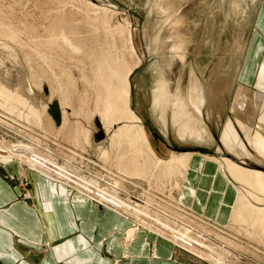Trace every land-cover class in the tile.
I'll return each mask as SVG.
<instances>
[{
  "label": "rangeland",
  "instance_id": "rangeland-1",
  "mask_svg": "<svg viewBox=\"0 0 264 264\" xmlns=\"http://www.w3.org/2000/svg\"><path fill=\"white\" fill-rule=\"evenodd\" d=\"M261 5L262 0H0V86L27 100L40 111L41 118L40 124L35 123L27 107L0 95V146L23 158L27 152L39 150L55 163L50 174L65 184L64 195L71 190L69 194L98 198L116 212H124L133 222L124 235L127 244L133 239L129 236L145 229L159 236V232L172 235L179 244L176 257L189 264H264V236L249 235L246 225L234 223L231 217L229 220L235 200L231 206L221 208L220 225L211 223L191 206L176 207L169 198L170 182L158 172L132 175L131 153L113 141L114 129L105 133L101 124L108 97L105 83L110 93L113 86L121 88L127 70L130 108L142 125L144 121L159 158L167 160L172 155L194 151L218 160L229 159L249 170L264 171V155L238 127L235 114H243L240 102L249 96L246 92L257 88L264 62L262 47L261 60L252 66L255 80L251 85L249 74L244 73L245 53ZM62 33L79 51L69 48L60 38ZM103 53L109 55L106 61L101 57ZM107 63L115 70L111 75L104 69ZM159 86L165 90L161 92ZM200 89L203 113L206 112L200 120L201 128L199 124L195 127V116L192 117L196 114L193 107L201 106L197 104ZM193 95L198 96L197 102ZM55 102L60 106V124L49 113ZM21 111L26 120L20 118ZM254 112V120L259 121L260 112L255 108ZM183 124L187 131L192 126L190 134L198 127L197 131L202 129L199 132L209 138H204V143L182 141L177 132L183 131ZM228 126L236 129L239 136L230 149L223 135ZM100 128L103 137L98 139ZM255 128L252 125L249 129L254 135ZM84 130L92 134L89 145L83 138ZM261 138L264 140V133ZM106 149L109 154L102 158ZM122 153H127L124 160ZM86 158L99 163L90 165ZM32 170L24 171L28 180L24 183L39 182L36 170ZM54 188L60 190L57 184ZM220 188L221 197L224 190ZM177 191L173 189L174 196ZM25 194L26 191L24 197ZM138 220L145 225H139ZM205 224H210L212 230L207 231ZM181 227L187 228L193 238L186 237ZM196 235L206 240L201 244L202 253L192 244L202 240H197Z\"/></svg>",
  "mask_w": 264,
  "mask_h": 264
},
{
  "label": "crops",
  "instance_id": "crops-1",
  "mask_svg": "<svg viewBox=\"0 0 264 264\" xmlns=\"http://www.w3.org/2000/svg\"><path fill=\"white\" fill-rule=\"evenodd\" d=\"M262 47H264V0L258 11L254 33L245 53L244 73L249 74L251 85L255 80L252 66L253 63L261 60L259 51ZM139 124L142 125L140 119ZM198 126L201 128L200 125ZM102 128L105 132H109L103 125ZM142 128L147 144L155 153L143 125ZM181 133L182 131L177 135L179 134L178 138L180 137L182 141L192 139L190 133H188L189 137L187 132L184 135ZM196 133L202 135L203 143L206 142L204 134L199 131ZM91 136L90 133V143ZM182 136L184 137L181 138ZM155 155L157 156L156 153ZM175 156L172 155L167 159ZM262 158L264 159L263 156ZM49 159L52 164L51 171L55 163L51 158ZM87 160L90 165L99 163V160ZM27 169L32 170L24 167L15 155L8 153L0 146V264H189L176 257L175 248L178 243H172L166 237L145 229H138L134 237L129 236L133 239L127 244L124 235L133 225L128 217L116 212L104 201L100 203L101 200L98 198L72 195L69 194L71 190L64 195L62 191H65V184L62 185L61 181L53 177L54 181L48 179L38 171L34 172L39 180L38 183H24L23 180L28 181L23 175ZM196 170L193 171L200 174ZM206 171L210 175L218 174L215 173L213 166H207ZM42 179L46 184L42 183ZM204 179L208 177H203V180L200 178L196 183L197 191L201 192L198 196L203 194L202 197H206V191L203 193L202 188L220 189V186H224L219 177L214 180L211 178L210 183H205ZM56 184L60 190L54 188ZM188 186L190 185L187 181L184 187ZM72 187L74 189V186ZM222 188L225 189V187ZM25 191V197L30 195L31 199L24 197ZM218 197L219 195L210 197L212 203L218 204ZM199 199L202 200L200 196ZM181 201L180 204L183 207L188 208L190 205L192 208L196 207V211L201 214L205 213L203 203H197L195 200L190 202L184 198ZM209 202V200L206 201L205 207ZM221 208L222 205L219 204L215 209L220 211ZM212 211L213 214L208 216L211 219H207L215 223L217 220H213L214 207ZM180 239L182 240V236ZM180 243L184 242L180 241ZM180 246L181 249L187 250ZM193 246L195 247L194 244Z\"/></svg>",
  "mask_w": 264,
  "mask_h": 264
},
{
  "label": "bare ground",
  "instance_id": "bare-ground-1",
  "mask_svg": "<svg viewBox=\"0 0 264 264\" xmlns=\"http://www.w3.org/2000/svg\"><path fill=\"white\" fill-rule=\"evenodd\" d=\"M103 12H105V11H103ZM54 27H57V25ZM62 32H63V29H62ZM74 35H75V33H74ZM60 38L62 40H64V42L69 46V48L71 50H78L79 51L80 48L76 44H74L73 41L68 36H66V34L61 35ZM107 53L109 54V52H107ZM108 56L109 55H106L104 53L101 54L103 61H106V58H108ZM103 64H105V63H102V64L100 63V65H103ZM104 69H106V71H109L110 75L115 72V70L109 65V63H107L106 68H104ZM127 72L128 71L126 70V73H124L122 76V81H121L122 87L121 88H119V86L118 87L113 86V87H111V93H110L108 91L109 85L107 83H105V86L107 89L106 92H107L108 97L106 96L107 100H106V103L103 105L104 107H103V112L101 114L102 115L101 116V124L105 127V129L107 131H109L110 128H111V130L114 129L113 141H116L117 143L120 142V145L122 144L125 148H127V151L131 153V160L134 164V165H132V163L130 162L131 163L130 168H133V174L132 175H134V174L135 175H144V174H142V173H145L144 171H146L147 173L158 172L159 175L161 174L162 177H164V180L166 178L170 182L169 198L174 201L175 206L176 207L182 206L180 204V203H182V201H181L182 198H184L185 200H188L190 202L195 200V201H197V203H200V204L203 203V205H204L203 207L205 208V213L202 212L204 218H209L208 216L213 214L212 213L213 207H214V211L217 209L219 204H220V206L222 205V207H223V204H226L229 207V206H231L230 204L235 200L236 201V202L234 201L235 205L232 204V206H231L232 210L230 213L231 216H229V220L231 217V220H233L234 223H237L240 225H242V224L246 225L248 227L247 228L248 230L246 231L247 234L258 235L260 237H263L264 236V174L262 173V171L246 169L244 167L236 165L237 163L235 164L233 161H231L229 159H222L221 157H219L222 160H218V157L217 158L216 157L215 158L214 157H208V156L206 157L205 155H203L201 153L198 155V153H193L190 151L178 154L174 158L167 159V160H163V159L157 157L155 155L156 152L154 153L153 150L151 149V147L147 144V139L145 138L146 136H144L145 132H143L142 125L139 124L138 117L135 115V113L130 108L129 101H128L129 100L128 96L130 93V84H129V75L127 74ZM85 77H86V75H85ZM110 80H111V78H110ZM164 83L165 82H163V84ZM163 84H161V85L164 86L165 84L164 85ZM159 88L161 91V86H159ZM166 88H167V86H166ZM162 89H164V88L162 87ZM164 90H162V91H164ZM200 90H201V93H200L201 99H200V102L198 101L199 103H197V104H200L201 106L197 107V108L193 107V110H195V113H196L195 115H192V117L195 116L193 118V120L195 119V127L198 124L200 125V120H202L204 118V115L206 113V112L203 113L204 110H203L202 105L204 103V96L202 93V89H200ZM197 91H199V90H197ZM246 93L249 94V96L248 97L245 96L244 97L245 101L243 102V100H241L242 103L240 102V105H239L240 108L244 111L243 114L242 113H235V111H236L235 109H233V112L238 116V120H237L238 121V127L240 129H242V131L249 137V139L254 143L255 147L259 150V152L262 155H264V140L261 138V135L264 133V62L261 64V67L259 69L257 88L255 89V91L250 90V92H246ZM114 94H116V96ZM193 94H195V91ZM0 95L4 96L10 102L12 101V103L15 102V104H17V105H21V106L24 105L25 107H27L29 109V112H30L29 115H30L32 121H34L37 124L41 123L40 111L36 108H33V106H31L27 102V100L23 99L20 95L15 94V93H11V91L8 92V90L2 86H0ZM195 95H197V94H195ZM195 95H193L194 98H196V97L198 98V96H195ZM164 96H162V97H164ZM162 97H160V98H162ZM191 97H192V95H191ZM197 98H196L195 102H197ZM28 99H29V97H28ZM114 100H115V102H114ZM187 100H189V99H187ZM61 101H62L61 104L64 105L65 102L63 104V100H61ZM155 101H156V98H155ZM161 101H162V99H161ZM191 101H193V100H191ZM182 102H184V101H182ZM187 103H189V101H187ZM157 104H160V101L157 102L155 104V106H157ZM165 104H167V103H165ZM178 105H177V108L179 107ZM55 106L56 107L54 108V103H53V105L49 109V113L52 116V118L54 119L55 123L60 124L61 116H60V109L58 107V103L55 102ZM155 106H153V108ZM197 106H199V105H197ZM159 107H161V106L159 105ZM181 107L184 108L185 106L184 107L181 106ZM185 108H184V110H185ZM254 108L256 111L258 110L261 114L262 118L259 121L254 120L255 114H256L254 112ZM157 109H161V108H157ZM162 110H160L159 113H162ZM189 111L191 112V110H189ZM189 111H187V112L190 113ZM20 113H21L20 118L26 120L24 117V112L21 111ZM175 114L178 117V113H175ZM156 115L157 114L155 112V114L153 116L156 118ZM183 115H184V113H183ZM180 116L181 115L179 114V117ZM185 116H186V114H185ZM161 117L163 118V115H161ZM181 117H183V116H181ZM181 117H180V119H181ZM192 117H189L190 120L192 119ZM186 118H187V116H186ZM27 120H28V118H27ZM175 121H177V120H175ZM181 123H184V122H181ZM181 123H179V124H181ZM189 123L194 125L193 122L192 123L189 122ZM183 125H185V124H183ZM187 125H189V124H187ZM234 125H235V123H234ZM234 125H233V127L235 128ZM252 125L256 126L255 129L257 130V132H256L257 134H255V135L252 134L249 130L250 126H252ZM180 126L181 125H179V127ZM177 127L178 126H176V128ZM185 127H186V125L183 126L182 129L180 128L181 130H183L181 135H184V133H186V132L190 133L192 131V129H191L192 126H191V128H189L188 131L186 130ZM233 127H231V126L225 127L224 132H223V135L226 138L225 144H226V146L229 147V149L232 148L233 145L236 144L237 139H238L237 138L238 135L236 134L237 132H235L236 129L234 130ZM190 129H191V131H190ZM197 130H198V127H197ZM197 130H196V132H197ZM200 130H202V129H200ZM81 131H82V129L78 130V133H80ZM178 131L180 133V130H178ZM196 132L189 134L191 136V138L194 139L193 141H196L199 143L203 142L204 140H203L202 135H199V133H196ZM105 133H107V132H105ZM188 133H187V137H189ZM203 133L204 132H202V134ZM82 134H83V138L85 139V141L86 142L88 141V143H90L89 142V140H90L89 130H84V133H82ZM185 136H186V134H185ZM96 137L98 139L103 137V132H102L101 128L96 133ZM183 137L184 136H182L181 138H183ZM191 138H189V139H191ZM207 138H209V137H207ZM207 138H205V139H207ZM0 143L2 144L3 142L0 141ZM120 145H118V146H120ZM127 153H122L123 155H120V156H123L122 157L123 160L125 159V157H126L125 155ZM12 154L15 155V157H17L21 163L26 164L30 168L44 174L43 176H45L46 178L52 179L54 181V179L52 178V175L50 174V168H51L50 165H52V164H50V159H49V157H46V156L40 154L39 150L34 149L33 151L27 152V156H25L24 158L22 156H19V155L17 156L14 153H12ZM108 154L109 153L107 152V149H106V151L102 152L101 157L107 158ZM225 158H227V157H225ZM121 160L122 159H120L119 162H121ZM207 166L208 167L213 166L215 168V173H218L216 176L219 177L220 181L221 182L223 181V184H224V186H220V187H225V189H224L222 196L220 197L219 194H220L221 188L220 189L219 188L218 189L206 188V190L202 188L203 193H204V191H206V197H202L203 194L199 195L200 198L202 199V200H200L198 194H201V192L199 193L197 191V184H196L197 181L200 178H202V180H203V177H208V179H204L205 180L204 182L210 183V181L212 179L214 180V178H217L215 176V174H211V175L208 174V172L206 171ZM216 167H218V168L216 169ZM193 170L199 171L200 174H197ZM127 172L132 173V171H130L129 169ZM216 180L219 182L218 179H216ZM187 181H188L190 186L185 188L184 184H185V182L187 183ZM157 183H158V181H157ZM160 183H162V182H160ZM163 185L164 184H162V186ZM156 187H158V186H156ZM175 188H177V190H178L177 195H176L177 197L173 195V189H175ZM159 189H160V187H159ZM214 195H215V197L219 195L218 204L212 203V201H211L210 197H212ZM204 200L210 201L207 207H205L206 201H204ZM121 214H124V212H122ZM214 215H215V217L213 220H217V221H215V223L216 222L218 223V221H219L218 218L220 217L219 215H222L221 212L219 211V209L214 212ZM198 218H199V216H198ZM226 218H227V216H226ZM209 219H211V218H209ZM227 221H228V218H227L226 222ZM211 222H213V221H211ZM138 224L142 225V226L145 225V224H143V222L141 220H138ZM180 229L179 230L186 237H188L187 236V235H189V234H187L188 229L187 228L184 229L182 227ZM205 229L210 230L211 229L210 224H207ZM255 229H258V231H256ZM158 232H157V234H158ZM159 234L160 235L162 234V236H163V233L159 232ZM165 236H166V239H169L170 241L174 242L172 235L171 236L164 235L163 237L165 238ZM190 238L192 239L193 237L190 236ZM195 238L197 240L202 239L199 242L197 241L199 244H197V242H194V241L192 242V244H194L196 247L198 246V248H200V250L199 249L197 250V252L200 253L202 251V248H203V246L201 244L202 243L204 244V241L206 242V240L204 238H202V236H200V235H196ZM261 244H263V243H261Z\"/></svg>",
  "mask_w": 264,
  "mask_h": 264
},
{
  "label": "flooded vegetation",
  "instance_id": "flooded-vegetation-1",
  "mask_svg": "<svg viewBox=\"0 0 264 264\" xmlns=\"http://www.w3.org/2000/svg\"><path fill=\"white\" fill-rule=\"evenodd\" d=\"M142 118V117H141ZM143 120V119H142ZM143 125H144V128L146 129V131H147V128H146V126H145V123H144V121H143ZM147 134H148V138H149V140H150V143L152 144V147H154V149H155V152H157V153H159L157 150H156V148H155V146L153 145V142L151 141V136H150V132L148 133V131L146 132ZM177 148H175V150H176ZM159 155H160V153H159Z\"/></svg>",
  "mask_w": 264,
  "mask_h": 264
},
{
  "label": "water",
  "instance_id": "water-1",
  "mask_svg": "<svg viewBox=\"0 0 264 264\" xmlns=\"http://www.w3.org/2000/svg\"><path fill=\"white\" fill-rule=\"evenodd\" d=\"M56 106H55V103H54V108H55Z\"/></svg>",
  "mask_w": 264,
  "mask_h": 264
}]
</instances>
